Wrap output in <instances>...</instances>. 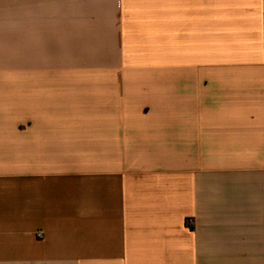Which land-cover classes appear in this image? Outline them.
I'll return each instance as SVG.
<instances>
[{
	"label": "crops",
	"instance_id": "obj_1",
	"mask_svg": "<svg viewBox=\"0 0 264 264\" xmlns=\"http://www.w3.org/2000/svg\"><path fill=\"white\" fill-rule=\"evenodd\" d=\"M0 264H264V0H0Z\"/></svg>",
	"mask_w": 264,
	"mask_h": 264
},
{
	"label": "rangeland",
	"instance_id": "obj_2",
	"mask_svg": "<svg viewBox=\"0 0 264 264\" xmlns=\"http://www.w3.org/2000/svg\"><path fill=\"white\" fill-rule=\"evenodd\" d=\"M72 9H73V7H65V13H67V11L71 13L72 12ZM77 12H79V11L76 9V13Z\"/></svg>",
	"mask_w": 264,
	"mask_h": 264
}]
</instances>
